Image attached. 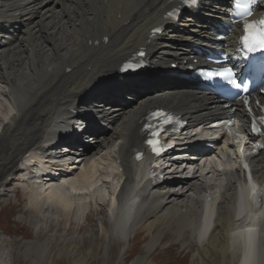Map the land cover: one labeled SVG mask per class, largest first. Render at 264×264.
Here are the masks:
<instances>
[{"label":"bare ground","instance_id":"bare-ground-1","mask_svg":"<svg viewBox=\"0 0 264 264\" xmlns=\"http://www.w3.org/2000/svg\"><path fill=\"white\" fill-rule=\"evenodd\" d=\"M227 1L204 0L201 16L189 13L180 23H170L165 14L178 0H0V199L7 195L14 174H24L18 186L29 197L27 208L32 213L28 218L22 212L18 218L35 228L29 240L0 239V249L9 257L3 264H18V254L30 258L40 249L31 258L38 264L48 239H71L51 232L60 219L70 221L75 210L73 218H86L100 209L103 229L110 230L101 240L92 233L91 240L101 249V257L109 259L117 250V264H128L125 255L136 239L145 241V253L132 264L152 263L153 253L169 233L177 241L170 247L180 244L185 253L195 249L194 264H206L219 251L220 264H237L242 257L243 264H253L250 260L255 261L256 255V264H264V197L256 214L259 232L253 230L254 224L242 227L246 216L236 211L239 191L249 210L256 209L258 194L244 183L240 167L229 158L217 159L219 167L211 164L206 175L170 184L153 185L145 176H135L138 163L133 155L144 140L140 120L147 109L164 105L201 125L220 113V103L185 90L186 82L166 89L146 88L141 86L142 78L118 75L122 62L141 46L156 67L191 64L190 42L212 38L208 25L225 15ZM157 26L166 29L151 37ZM126 92L128 96H123ZM103 97L107 98L95 101ZM102 104L105 108L100 110ZM235 114L242 117L240 108ZM89 116L102 123V132L90 138L105 136V142L84 145L74 136L69 142L83 148L76 161L71 152L44 159L34 155L44 153L54 138L79 133ZM230 147L234 149L232 142ZM31 158L37 159L35 175L26 173ZM250 163L262 193L264 150L253 154ZM42 174L48 178L44 180ZM95 197H101V203L93 202ZM205 206L213 208L210 228H201ZM72 238L64 253L83 264L95 246L82 254L78 249L84 234ZM7 241L9 248L3 247Z\"/></svg>","mask_w":264,"mask_h":264},{"label":"rangeland","instance_id":"rangeland-1","mask_svg":"<svg viewBox=\"0 0 264 264\" xmlns=\"http://www.w3.org/2000/svg\"><path fill=\"white\" fill-rule=\"evenodd\" d=\"M126 95V94H124ZM24 175V174H23ZM80 178V175H78ZM18 178V179H17ZM18 180H22V174L19 172H16L13 176V178L10 181L9 184V191H7V195L4 196L2 199H0V239L4 237L5 238H19L24 240H29L34 238L35 232H34V225L31 224L29 221H25L18 218L19 214L24 212V215L26 217H30L32 211L30 212L27 208V205L29 203V197L24 194L22 191V188L19 185ZM114 185H117L118 181L112 182ZM19 187V188H18ZM18 188V189H17ZM95 199H97V202L101 203V197H95L93 202H95ZM89 200L87 199V203H89ZM96 204V203H95ZM89 207V206H88ZM106 207V206H105ZM107 208V207H106ZM106 210V209H105ZM76 212V210L74 211ZM74 212L72 211L69 217L70 221H64L60 219V224L57 226L56 230H52L51 232H57L58 234L62 233L66 235L68 238H71L69 240H57V239H48V243H46V250L44 256L41 258V262L38 264H76V262L73 260L71 256L64 253L65 249H70L71 243L74 242L73 236H80L84 234L85 239L82 242H79L81 245L78 251L80 250L81 253H85L90 248H93V255L92 257H89V259L86 260L83 264H117L119 255L117 250H113L111 253V256L109 259H107L105 256L101 257V249L99 250L93 241V238L90 236L92 233H95L99 236V240L102 239V237L106 236L107 230L110 229H103V226L100 222V216L103 214V210H97L92 212L88 217L84 218L82 217H76L73 218ZM72 215V216H71ZM109 224V222H107ZM163 239V245L159 247L157 251H155L152 255L154 258L153 262L150 264H194L193 262V251L192 250L188 253L182 252V246L180 244H176L175 246L171 245L176 243L174 236L169 233L167 234ZM172 235V237H171ZM88 236V237H87ZM87 237V238H86ZM93 241H92V240ZM174 239V241H173ZM73 240V241H71ZM171 240V241H170ZM134 242V241H133ZM0 243H2L0 241ZM50 243V244H49ZM145 241L136 239L133 244H131V248L129 251H127L126 256V262L128 264H132L133 261L140 256L141 254H144L145 252ZM10 247L9 242L7 241L3 247ZM98 249V250H97ZM1 250V249H0ZM95 251V252H94ZM40 249H35L33 251V254L30 258H27L24 253L18 254L19 258L17 260L18 264H36L34 263L31 258L34 257V254H39ZM80 253V255H82ZM22 255V256H21ZM96 255V256H95ZM69 257V258H68ZM117 259H116V258ZM220 257H222L220 251L214 256V258L210 261H208L206 264H220ZM7 254H5L4 251H0V264H3V262H6L8 260ZM116 261V262H115ZM252 263L253 260H250Z\"/></svg>","mask_w":264,"mask_h":264},{"label":"snow or ice","instance_id":"snow-or-ice-1","mask_svg":"<svg viewBox=\"0 0 264 264\" xmlns=\"http://www.w3.org/2000/svg\"><path fill=\"white\" fill-rule=\"evenodd\" d=\"M236 4L237 6H239L240 0H236ZM258 24H259V28H257V25L247 23V22H245V25H244L245 34L242 35L241 40H242L244 47L249 52H255L257 50H264V19L259 20ZM254 29H256V32H255V35H252ZM206 75L208 77L229 78V83L234 84L237 87L240 86L235 79H230L233 73H232V70L229 68H224L222 71H219V72H208ZM159 135H160L159 132L153 131L151 132V136L157 139L147 140V143L152 147V150L153 152H155L156 155H159L161 152V149L158 147ZM137 158L139 159L140 157L138 156Z\"/></svg>","mask_w":264,"mask_h":264}]
</instances>
